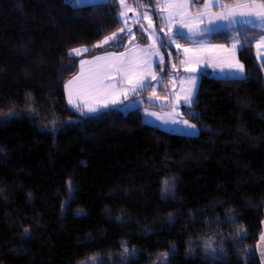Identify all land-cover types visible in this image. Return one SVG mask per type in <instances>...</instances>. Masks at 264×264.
Segmentation results:
<instances>
[{
    "label": "trees",
    "instance_id": "obj_1",
    "mask_svg": "<svg viewBox=\"0 0 264 264\" xmlns=\"http://www.w3.org/2000/svg\"><path fill=\"white\" fill-rule=\"evenodd\" d=\"M127 1L165 37L158 0ZM119 13L118 0H0V264H261L263 28L177 38L228 47L235 39L245 49L244 78L200 75L198 118L181 109L198 128L191 137L143 121L144 108L172 110L165 86L173 65L183 72V55L169 44L156 67L166 104L149 87L130 98L134 108L87 116L68 106L64 85L80 59L148 43L139 25L133 36L120 31ZM116 33L118 45L102 44ZM79 47L90 50L70 59Z\"/></svg>",
    "mask_w": 264,
    "mask_h": 264
},
{
    "label": "crops",
    "instance_id": "obj_2",
    "mask_svg": "<svg viewBox=\"0 0 264 264\" xmlns=\"http://www.w3.org/2000/svg\"><path fill=\"white\" fill-rule=\"evenodd\" d=\"M105 1L106 0H80L79 4L77 5L94 4V3H101ZM220 2L222 3L221 0ZM121 12H122V7L120 5V13ZM129 12H131V10ZM135 17L139 18V16H135ZM139 24H140V27L141 25H143V28H148L149 32H152L153 29L155 31V35L153 36V35H149V32H144L143 28H141L143 33L146 36V39L148 42L147 44H141L137 39H133V41L129 44V46L123 51H111V52L97 54L93 57H89V58L85 57V58L80 59L79 64H78L77 74L73 76L72 78H70L69 80H67L64 85L67 104L74 111L82 115L90 116V115L99 114L100 112H103L110 108L120 106L122 104H124L125 107L127 108H134L138 105L136 102L131 101L130 98L138 94L139 92L136 94L129 92L127 96H124L122 94L117 95L115 98L118 100V103L115 105L110 103V100L112 99V97L105 93L84 94L81 97V100L79 102L82 103V102L87 101L88 103H91L93 106L98 107L99 111L96 113H88V112L81 113L78 108L73 107V105L68 103L69 91H70L69 81L75 80L76 77H81V80L77 81V83L71 86L72 98L74 100L76 99L77 88H79L83 82L89 81V80L98 81L102 85L116 84L117 89H119L120 87H125V88L130 87V85H128L126 82L117 83V81L120 80V76L117 75V73L114 71L112 65L119 63V61H116L114 59H107V60L106 59H96L97 57H122L124 61L132 62L136 66L143 68L145 72L150 71L153 75H155L158 78L157 80L151 81L150 88L151 90H153L154 88L156 91L159 89L162 78L156 73V67L158 66L157 61L160 60L161 57H162V64L165 61L164 55L162 51L160 50V38L158 36L156 27L152 21H151V26H150L149 21H146V19L143 18V20L139 22ZM261 38L255 44V56L259 62L264 61V45H261L260 47L256 46L257 43H259V41L261 40ZM154 39L156 40V44H155V47L153 48ZM193 47H194L193 49L186 47V46L180 47V50L183 55L182 61L186 59H190L191 61L187 65L182 64V63L180 65L181 67H183V71L185 72V75L182 76L181 83H180L179 91L182 93L180 96H184L188 94L191 88L192 81L191 79L190 80L188 79V75L189 74L191 75L190 69H192V67L196 63H197V66L194 68L196 69V71L194 72V75L196 77L197 85H199V82H200L199 78H197V76L199 75L197 74L201 73L203 69L214 70L215 68V70L218 71L215 74H219V78L228 77V78L241 79L245 77V69H244V73L240 75L234 72L230 74L231 70L225 67L227 63L234 64L237 61L239 62V64H241V62L238 59V54L240 52L239 49L233 50L232 46L228 47L224 45L209 44V43L194 45ZM184 48H188L191 51H189L186 54L184 52ZM143 49H151L157 54L150 55L142 51ZM208 49H212V51H209ZM147 65H150V67H148ZM186 68L189 70L186 71L185 70ZM221 68H224L223 72L221 71ZM158 92H155V93H158ZM177 101H178V98L175 99L174 104H176ZM105 103H108V107L106 108L102 106ZM142 113L144 117L143 121L147 125L158 127L164 131L187 135L183 130H181V129H184L186 126L181 125L179 123V120L181 119L179 118V115L173 111V109L171 111H156V110L144 108ZM173 119H175L177 122L172 123L171 121ZM191 137H194V136H191ZM256 250L260 258L261 264H264V220H263L262 234L260 236L259 242L257 243Z\"/></svg>",
    "mask_w": 264,
    "mask_h": 264
},
{
    "label": "snow or ice",
    "instance_id": "obj_3",
    "mask_svg": "<svg viewBox=\"0 0 264 264\" xmlns=\"http://www.w3.org/2000/svg\"><path fill=\"white\" fill-rule=\"evenodd\" d=\"M73 4H79L80 0H72ZM118 3L122 6H124L125 10L119 13L121 17L127 16V11L129 10L127 6L125 5V0H118ZM196 3H203V0H196ZM157 8L161 12H165L166 15L160 17L162 23H167L169 25H172L174 22L180 24V28L176 30V32L173 35L165 34V37L160 39V44L167 48L168 42L171 41L172 44H176V47L179 48L181 45H179L176 40L177 38H183L185 37L186 33L181 31L183 28H188L189 31L193 36H198L203 40L205 36V32L203 29L199 28V24H203L204 17L205 16H214L215 21H227V26H232L234 24L236 25H252L253 27H260L264 28V0H259V3L257 0H247V2L239 3L237 4L236 8L239 9V11L236 10V8L230 10L229 12H222L219 14H214L211 12V8L213 5L211 3L204 4L203 9L200 10V13L198 17L196 18H190L194 19L196 21L195 25H190L187 21L183 19H177L181 14L179 12H173L172 10L178 5L173 2V0H164V3H157ZM180 7H187V4L179 5ZM218 7L225 8L226 5L218 4ZM144 19H147L149 21V25L151 26V18L148 16L147 13L143 16ZM126 22V21H125ZM139 19L135 21V23H139ZM209 24L214 23L213 20H208ZM225 27L224 24L216 23L215 27L212 29H209L210 32L212 31H219L221 28ZM141 28H143V25H141ZM171 30V29H170ZM121 32H124L125 29H120ZM127 31L131 33V28H128ZM144 32H149L148 28H143ZM134 35V34H133ZM149 35H155L154 29L152 32H149ZM124 39L123 37H118L116 34H113L110 37H107L102 44H108L110 41L114 42V46L118 45L120 40ZM156 40H153V48L155 47ZM261 45H264V33H262V38L257 43V47H260ZM102 45H96V47H100ZM239 49L241 51L244 49V43L239 40L233 41V50ZM209 51H212V49H208ZM84 51H88L87 48L84 49ZM145 53H148L150 55H155L154 51L151 49H143ZM189 51H191L188 48H184V52L187 54ZM80 49H73L70 50L67 55L71 59L75 54H79ZM123 55V54H122ZM96 59H114L116 61H119V63L112 65L114 71L117 73V75L120 76V80L117 81V83L126 82L130 87H120L117 89L116 84H108V85H102L98 81L89 80L83 82L79 88L76 90V99L74 100L72 98V91L71 86L77 81L81 80V77H76L75 80L69 81V99L68 103L73 105V107H76L79 109L81 113L88 112V113H96L99 111V108L96 106H93L91 103L85 102H79L81 100V97L84 94H95V93H105L112 97L110 100V103L115 105L118 103V100L115 98L117 95L122 94L124 96H127L129 92H132L134 94L144 91L151 87V81L157 80L158 78L153 75L150 71L145 72L143 68L136 66L132 62L124 61L122 57H97ZM191 61L190 59H186L184 61H181L182 64H189ZM83 63V62H82ZM146 63V62H145ZM157 65L162 67V57L160 60L157 61ZM150 67V65H147ZM230 71V74L237 73L242 75L244 73V66L242 64H239L237 61L236 63H227L225 65ZM173 68H175V65H173ZM186 71L189 69H185ZM190 71L195 72L196 69H190ZM221 71H224V68H221ZM191 88L188 92V94L183 96V104L184 106L189 110V115H191L193 118H198V113H195L193 109V105L198 103L196 97L198 94L199 87L196 82V77H191ZM153 95H155V89L153 88ZM179 101V97H178ZM103 107H108V103H105L102 105ZM173 111H175V106H173ZM154 115V113H153ZM172 123H176L177 121L173 119L171 121ZM179 123L181 125L186 126L183 131L189 136H195L198 134V129L196 124H190L187 120H179ZM168 182L165 181V184ZM169 189H166L168 191Z\"/></svg>",
    "mask_w": 264,
    "mask_h": 264
},
{
    "label": "rangeland",
    "instance_id": "obj_4",
    "mask_svg": "<svg viewBox=\"0 0 264 264\" xmlns=\"http://www.w3.org/2000/svg\"><path fill=\"white\" fill-rule=\"evenodd\" d=\"M158 1H159V3H164V0H158ZM173 2L176 3L178 5V7L174 8L172 11L173 12H179L181 14L177 19H183V20L187 21L190 25H195L196 24V21L194 19H190V18H196V17H198V15L200 13V10L203 9V7H204V4L211 3L213 5V7L211 8V12L214 13V14H219V13H222V12H229L230 10L236 8L237 4L243 3V2H247V0H234L232 4L227 5L225 8H221V7H218L217 6L218 4H222L220 2V0H203V3H196V0H173ZM183 4H187L188 6L186 8L179 6V5H183ZM125 5L128 6L127 8H129L132 13L129 12L130 10H128L127 11V16L126 17H121L119 15V19L121 20V22H122V24L124 26L123 27V29H125V31H124L125 33L124 34L133 36V34H134V32H133L134 26L136 24L140 26V24L139 23H135V21L137 19H139V21L141 22L143 20V16H144L145 13H143V12L140 13L137 10H135L128 3L127 0H125ZM121 7H122V11H124L125 8H123L122 5H121ZM216 8H219V9H216ZM236 10L239 11L238 8H236ZM165 15H166L165 12H161V17L162 16H165ZM135 16H139V18H137ZM148 16L150 17L149 14H148ZM210 19L213 20L214 23L209 24L208 23V20H210ZM146 21H148V20L146 19ZM204 21L205 22L203 24H199L198 27L201 28V29H203L204 32L207 33V34L208 33H212V32H216V31H212V32L209 31V29H212V28L215 27V24L216 23H221V24H224L225 25V27L221 28L220 30H224V29H228V28L237 26L236 24H234L232 26H227V23H228L227 21H215V17L214 16H205L204 17ZM163 24H164V27H163L162 33H163L164 36H165V34L173 35L176 32V30L178 28H180V24L179 23H175V22L172 25H169L167 23H163ZM128 28H131V33H129L127 31ZM181 31H183L184 33H186L185 38H188L191 41L199 39L198 36H193L191 34V32L189 31L188 28H183V29H181ZM120 33H116V35L118 36ZM131 41H132V39L129 40V42H131ZM176 42H177V40H176ZM168 44L170 45V47L173 46V47L177 48L176 47V44H172L171 41H169ZM193 46H186V47H189V48L193 49L194 48ZM231 46L233 48V44ZM231 46H229V47H231ZM85 48H87L88 51H84ZM76 49H80V52H79V54H75L73 57H78V56H81V55L89 52L90 47H79V48H76ZM177 49L180 50V47L177 48ZM196 66H197V63L192 67V69L195 68ZM180 68H182L181 70L183 71V67H180ZM205 70L210 72V76L211 77L219 78V74H215V73L218 72L217 70H215V68H214V70L203 69L201 71V73L197 74V75H199V76H197V78H199V81H200V75ZM190 73H191V75L190 74L188 75V79L189 80L191 79V77H195L194 72L190 71ZM183 75H185V72L184 71L183 72H180V69L174 68L172 74L170 75V80L167 83V85L165 86V89H166L167 93H170V95H171V98H172V109H173V106H175V111L174 112L179 115V118L180 119H183L184 120L185 117L183 116V114L181 112V109L183 107H185V106L183 104V96H180L182 93L179 91L180 83H181V79H182V76ZM226 78H228V77H226ZM159 90H160V86H159V89L157 91L155 90V92H158ZM151 93L153 95V90H151ZM155 95H157V97H158V99L156 97L154 98L157 105L162 106V105H164V104L167 103L165 101H162V100H167V99H163L162 97H159L158 96V93H155ZM178 97H181V98H179L180 101H177V103L174 104L175 103V99L178 98ZM168 104L171 105V102H170L169 98H168ZM69 190H71V185L70 184H69Z\"/></svg>",
    "mask_w": 264,
    "mask_h": 264
}]
</instances>
